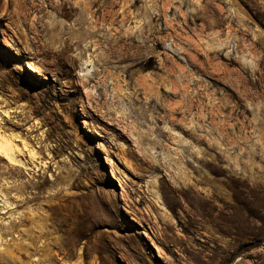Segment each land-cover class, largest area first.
<instances>
[{
    "label": "rangeland",
    "instance_id": "374dc122",
    "mask_svg": "<svg viewBox=\"0 0 264 264\" xmlns=\"http://www.w3.org/2000/svg\"><path fill=\"white\" fill-rule=\"evenodd\" d=\"M78 1L0 0V264H264V0Z\"/></svg>",
    "mask_w": 264,
    "mask_h": 264
},
{
    "label": "bare ground",
    "instance_id": "6f19581e",
    "mask_svg": "<svg viewBox=\"0 0 264 264\" xmlns=\"http://www.w3.org/2000/svg\"><path fill=\"white\" fill-rule=\"evenodd\" d=\"M82 4H83L82 1L77 2V5L81 6ZM84 15H85V13H82V17H84ZM90 34L97 35L96 32L95 33L90 32ZM111 41L112 40L108 39L109 44ZM86 62L88 65H91L93 63L91 58ZM32 69L34 71H37L34 69V66ZM8 113L9 112H7V115H8ZM7 115H4V116L8 117ZM4 124H5V119L2 115H0V160H5L10 165H12L14 167L21 168L22 170H25L27 172L30 168L27 166V164L24 161L19 159V157H23V155L25 154V151H27V150L30 151L31 156L35 157L38 154L37 149L33 145H31V143L25 137H23L21 135L14 137V136H11L10 134H8L7 132H5V130L3 129ZM38 124L39 123L36 122V125H38ZM30 130H31V128H28V131H30ZM176 133L177 132H175V135H176ZM177 136H178V134H177ZM17 141L22 142L23 147L17 145V143H16ZM25 186L28 187L29 184H25ZM10 195H11V193H4V192L0 191V202H3V205L0 204V214L6 215L9 213V211H11L12 209L17 207L16 203L10 201V198H9ZM22 202L23 203H29L30 201L27 198ZM16 230H18L16 222L12 221L10 216L7 217L6 220H2V222H0V240L2 241L1 238L4 235L13 234L14 231H16ZM1 243L2 242H0V245H1ZM12 253H11V255H12Z\"/></svg>",
    "mask_w": 264,
    "mask_h": 264
},
{
    "label": "flooded vegetation",
    "instance_id": "af4514ba",
    "mask_svg": "<svg viewBox=\"0 0 264 264\" xmlns=\"http://www.w3.org/2000/svg\"><path fill=\"white\" fill-rule=\"evenodd\" d=\"M80 1H82V3H86V2L83 1V0H80ZM124 19H128V15L125 14V15H124ZM126 44H127V43H126ZM127 45H128V47H127V51H128V49H129V44H127ZM127 53H128V52L124 53V56H122L123 59H126V58H127V56H126Z\"/></svg>",
    "mask_w": 264,
    "mask_h": 264
}]
</instances>
